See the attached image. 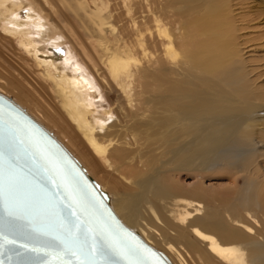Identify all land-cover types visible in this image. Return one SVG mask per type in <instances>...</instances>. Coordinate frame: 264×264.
<instances>
[{
    "label": "bare ground",
    "instance_id": "bare-ground-1",
    "mask_svg": "<svg viewBox=\"0 0 264 264\" xmlns=\"http://www.w3.org/2000/svg\"><path fill=\"white\" fill-rule=\"evenodd\" d=\"M241 1L0 0V94L54 130L170 264H264V171L250 125L264 98L242 44L258 16ZM89 72L117 95L116 119L96 115ZM199 158L246 176L223 194L189 190L185 162Z\"/></svg>",
    "mask_w": 264,
    "mask_h": 264
},
{
    "label": "water",
    "instance_id": "water-1",
    "mask_svg": "<svg viewBox=\"0 0 264 264\" xmlns=\"http://www.w3.org/2000/svg\"><path fill=\"white\" fill-rule=\"evenodd\" d=\"M109 203L54 137L0 94V264H170Z\"/></svg>",
    "mask_w": 264,
    "mask_h": 264
},
{
    "label": "rangeland",
    "instance_id": "rangeland-1",
    "mask_svg": "<svg viewBox=\"0 0 264 264\" xmlns=\"http://www.w3.org/2000/svg\"><path fill=\"white\" fill-rule=\"evenodd\" d=\"M241 6H245L243 7V10L245 13H250L251 15L252 13H254V15L258 16L257 21H254L253 23L250 24L251 29L243 32L245 35V38H244L245 43L242 41V44H243L244 50L248 52L246 55L243 56V59L245 62L246 71L250 73L249 74V79L251 80L250 83L254 85L253 88L257 89L258 93L260 95L262 94L264 98V0H242ZM69 14L72 17V14L70 12ZM251 17H253V15ZM108 20H109L108 21L109 24L112 25L113 24L112 20L111 19H108ZM105 32H106V37L109 40L115 39V36L116 38H119V34L117 31H111V29L107 28ZM178 33L179 31L177 30L176 34ZM64 51H65L64 49H60L57 52L58 57ZM75 56L76 58H79V56L77 55ZM90 76L92 77V79H94V82L99 90L98 91L99 94L94 95V97L92 98V101L95 103V108L97 111L96 115L100 119H106V118L116 119L117 110L120 105V101L117 95L114 94L113 92H109L101 88L98 84L97 79L93 76L92 73H90ZM135 88H136L135 89L136 94H139L141 91L140 88L137 86H135ZM7 98H10L12 102L14 101L12 95H7ZM151 98L153 97L151 96ZM262 105L264 106V101L262 102ZM18 107L22 109L20 106ZM26 114L30 116L28 113ZM31 118L36 123L39 122V120L36 121L37 119L33 117ZM38 124L40 125L41 123H38ZM250 125H251V131L253 132L255 141H257L258 144L261 146L258 148V151H259L258 156L259 157L261 156L258 161V164H259L258 166H259L260 171L262 170L264 171V114H262L261 116H256L251 121ZM41 127L44 128L49 134H51L57 142L59 141V139H57L58 136L56 137L54 133V130H52L48 126L47 127L41 126ZM62 144L61 146L69 153L70 150L67 149L68 147L65 148L66 146H63L64 144L63 145ZM208 153H212V152H208ZM69 154L71 155V153ZM71 156L79 163L82 169H84L86 175L89 178H91L94 182H96L102 189V186L100 185V183H98L95 179H93L92 175L87 172L86 168L83 167L81 162L74 155H71ZM204 159L199 158V159H196L195 161H190L188 159L185 162L186 166L188 165L189 171L183 172L185 173V176L183 175L182 178L184 179L183 185L189 190L198 191V188H203L210 195L223 194V193H227L230 189H232L234 181H238L239 179L242 178V176H246V173H240L239 171L233 168H226L224 164L220 162L218 163L215 162L216 166H212L210 165L211 164L210 161H207ZM195 168L203 169V174L199 177L196 176V174L191 171ZM102 190L106 192L108 196L110 195L109 197H111V194L108 193L107 190H104V189ZM159 250L161 251V249Z\"/></svg>",
    "mask_w": 264,
    "mask_h": 264
},
{
    "label": "snow or ice",
    "instance_id": "snow-or-ice-1",
    "mask_svg": "<svg viewBox=\"0 0 264 264\" xmlns=\"http://www.w3.org/2000/svg\"><path fill=\"white\" fill-rule=\"evenodd\" d=\"M94 251H95V249H94Z\"/></svg>",
    "mask_w": 264,
    "mask_h": 264
}]
</instances>
